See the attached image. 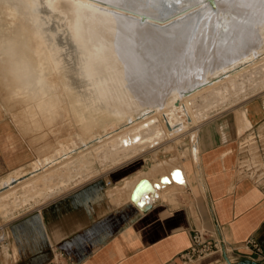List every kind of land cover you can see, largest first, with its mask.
<instances>
[{
    "label": "bare ground",
    "instance_id": "obj_1",
    "mask_svg": "<svg viewBox=\"0 0 264 264\" xmlns=\"http://www.w3.org/2000/svg\"><path fill=\"white\" fill-rule=\"evenodd\" d=\"M0 30L13 32L0 38V77L20 102L35 103L18 123L35 131L50 118L78 129L32 165L52 178L81 175L88 156L100 166L123 162L137 146L182 132L195 142L212 112L264 91L262 0H0ZM237 111L241 131L251 121ZM62 157L68 162L53 167ZM164 177L159 189L183 187L180 170ZM15 193L0 194V204ZM139 193L156 190L147 182Z\"/></svg>",
    "mask_w": 264,
    "mask_h": 264
},
{
    "label": "crops",
    "instance_id": "obj_2",
    "mask_svg": "<svg viewBox=\"0 0 264 264\" xmlns=\"http://www.w3.org/2000/svg\"><path fill=\"white\" fill-rule=\"evenodd\" d=\"M251 104V127L238 134L236 124L206 123L195 142L177 149L187 151L180 162H151L143 152L115 166L107 163L104 172L93 160V174L62 170L54 179L32 169L37 156L31 144L0 123V194L16 189L14 201L0 204V232L6 236L0 264H182L179 255L189 248L191 230L239 253H245L241 247L249 238L264 251V139H256L259 131L264 135V108ZM176 169L183 173V187L171 183L159 189L158 181ZM144 182L153 185L154 196L139 193ZM225 263L214 251L190 264Z\"/></svg>",
    "mask_w": 264,
    "mask_h": 264
},
{
    "label": "rangeland",
    "instance_id": "obj_3",
    "mask_svg": "<svg viewBox=\"0 0 264 264\" xmlns=\"http://www.w3.org/2000/svg\"><path fill=\"white\" fill-rule=\"evenodd\" d=\"M194 10L195 9H192L187 14L191 13ZM2 33H13V32L11 31L6 32V30H4L0 32V38L3 36ZM262 57H264V52H263V55L259 57V59H261ZM259 59L257 58L256 61H253L251 63H255ZM10 85H13L12 81H9V80H6L0 77V123L6 124L10 126L12 130L14 129L17 132H19V134L23 137V139L31 144L34 152L36 153L35 155L37 156V159H38V156L39 155L41 156L42 154H44L46 149H49L50 146H55L56 145L55 143H57L58 141H62L68 138L75 137L74 135L78 129L76 127L72 128L73 126L69 125L68 120L66 122L65 121L61 122L60 120H56V122L53 124L52 119L49 118L48 121L39 128V130L34 131L26 127L25 129L22 128L23 125L21 126L20 122L18 123L19 119L23 117V115H25L27 119H29V114L25 112V109L28 107L34 106L35 103H32L33 102L32 97H31L30 103L20 102L17 97H14V95L11 94L13 93L12 92L13 88H11L12 86ZM243 96H242L243 98L241 97L242 98L241 100H244V101L243 102L241 101L236 104L234 102H237V101L232 102L231 104L232 105L234 104L233 106L231 104L230 106L229 105L227 106V107H230V108H227L229 110L222 111L220 113L219 111L212 112L210 114L211 115L210 117L211 119H209L210 121L208 120L206 123L213 122L216 126H227V127L229 125H235L237 115H238L237 110L243 109V108L247 109L249 104L251 103H252L251 106L255 108L256 110L259 109L258 107H260L263 110L264 91L260 92L257 95H253L249 99L247 98L248 95L243 94ZM34 101H35V97H34ZM160 120H162V118H160ZM48 124L49 126H47ZM260 124L264 125V119L262 120ZM187 127H188V130H190L192 128V124H188ZM242 131L240 132L238 131V134H240ZM183 133L184 132L179 134L178 135L179 137L176 136L175 138H173L174 140L169 139V138L167 139L162 138L157 143H153V141L143 143L144 145L142 144L140 147L137 146V149L134 151V154L131 153V155L132 157L138 156L140 155V152L142 151L144 152L143 153L144 157L148 158L151 162L154 161L155 159L164 161V160L171 159V158H175L178 162H180L183 159V157L186 156L187 151H184V150L179 151L177 149L179 147L181 148L186 147V144L190 142L189 133H186V132L184 134ZM248 136L249 135L245 137L247 138ZM257 136H258V138H256L257 141H261L264 139V135L260 131L257 133ZM254 141H255V138H252V135L247 138V142H254ZM151 143H153L154 146L150 145ZM145 144L146 145L148 144L149 146L148 145L146 146ZM72 153H76V151ZM132 157L130 156V158ZM89 158L90 160L88 161L86 165L90 166V168L82 172V174H85V175L87 174V176L90 174H93V172L95 171V168L92 165V162L94 159H92L93 157L88 156V159ZM106 164L107 163L105 164L103 163V165H101V172H104L107 169ZM82 169H85V167ZM177 189L184 191L183 188H177Z\"/></svg>",
    "mask_w": 264,
    "mask_h": 264
},
{
    "label": "built area",
    "instance_id": "obj_4",
    "mask_svg": "<svg viewBox=\"0 0 264 264\" xmlns=\"http://www.w3.org/2000/svg\"><path fill=\"white\" fill-rule=\"evenodd\" d=\"M4 244H6V236L5 233L0 232V245ZM241 249L245 253H239V248H232L229 245H225L222 241H209L203 232L191 230L189 248L182 252L179 258L182 264H190L210 255L214 251H219L232 264H238L244 260L264 264V251L255 240L247 239ZM234 252L241 255L240 260L232 259L233 257L231 256H233Z\"/></svg>",
    "mask_w": 264,
    "mask_h": 264
},
{
    "label": "water",
    "instance_id": "obj_5",
    "mask_svg": "<svg viewBox=\"0 0 264 264\" xmlns=\"http://www.w3.org/2000/svg\"><path fill=\"white\" fill-rule=\"evenodd\" d=\"M145 184H146V182H144V186H145ZM133 198L135 199V201H137L138 198H139V195L134 194V195L132 196V199H133ZM225 262H226V264H232V263H230L226 258H225ZM238 264H259V263H253V262H250V261L244 260V261H242V262H239Z\"/></svg>",
    "mask_w": 264,
    "mask_h": 264
},
{
    "label": "snow or ice",
    "instance_id": "obj_6",
    "mask_svg": "<svg viewBox=\"0 0 264 264\" xmlns=\"http://www.w3.org/2000/svg\"><path fill=\"white\" fill-rule=\"evenodd\" d=\"M262 3H264V0H262ZM241 6H244V7H254V5H251V4H242ZM177 176H179V173H176Z\"/></svg>",
    "mask_w": 264,
    "mask_h": 264
}]
</instances>
